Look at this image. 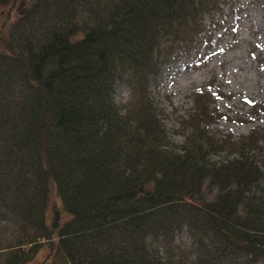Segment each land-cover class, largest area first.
<instances>
[{
	"label": "trees",
	"instance_id": "1",
	"mask_svg": "<svg viewBox=\"0 0 264 264\" xmlns=\"http://www.w3.org/2000/svg\"><path fill=\"white\" fill-rule=\"evenodd\" d=\"M227 4L29 0L19 24L4 26L0 218L17 232L7 246L0 238V264H26L45 247L40 264H264L261 139L212 134L201 106L176 145L151 94ZM182 233L193 256L175 247Z\"/></svg>",
	"mask_w": 264,
	"mask_h": 264
},
{
	"label": "rangeland",
	"instance_id": "2",
	"mask_svg": "<svg viewBox=\"0 0 264 264\" xmlns=\"http://www.w3.org/2000/svg\"><path fill=\"white\" fill-rule=\"evenodd\" d=\"M28 5L29 0H19L16 8L12 4L0 6V32L6 25L7 33L18 25ZM205 23L208 33L202 41L193 50L180 49L151 86L164 127L171 141L182 145L190 132L191 118L199 107L206 106L212 112L208 131L236 140L254 132L264 152V0H228L227 6ZM198 93L204 96L200 101ZM116 100L126 111L134 103L127 87L119 89ZM225 158L223 154L215 160ZM60 204L54 197L52 206ZM52 216L53 208L50 219ZM62 217L68 219L65 214ZM16 232L12 217L0 218L1 244H10ZM176 240L175 247L193 256V240L187 233ZM48 257L45 247L26 264H40Z\"/></svg>",
	"mask_w": 264,
	"mask_h": 264
}]
</instances>
